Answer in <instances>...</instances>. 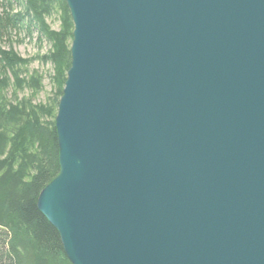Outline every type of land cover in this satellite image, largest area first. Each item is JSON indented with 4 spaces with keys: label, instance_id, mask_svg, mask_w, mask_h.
I'll return each mask as SVG.
<instances>
[{
    "label": "water",
    "instance_id": "obj_1",
    "mask_svg": "<svg viewBox=\"0 0 264 264\" xmlns=\"http://www.w3.org/2000/svg\"><path fill=\"white\" fill-rule=\"evenodd\" d=\"M59 174L71 264H264V0H66Z\"/></svg>",
    "mask_w": 264,
    "mask_h": 264
},
{
    "label": "trees",
    "instance_id": "obj_2",
    "mask_svg": "<svg viewBox=\"0 0 264 264\" xmlns=\"http://www.w3.org/2000/svg\"><path fill=\"white\" fill-rule=\"evenodd\" d=\"M15 1L21 10L13 14L5 9L0 15V38L23 24L46 38L52 49L43 60L53 64L55 93L46 103L23 98L9 108L0 97V264H71L58 230L37 203L41 191L60 172L55 119L71 67L74 24L66 0ZM4 2L11 9L14 0ZM56 9L62 13L59 30L46 21ZM10 51L0 44V62L6 66L26 62ZM33 78L26 84L37 91L41 82ZM1 82L0 92L6 86Z\"/></svg>",
    "mask_w": 264,
    "mask_h": 264
},
{
    "label": "rangeland",
    "instance_id": "obj_3",
    "mask_svg": "<svg viewBox=\"0 0 264 264\" xmlns=\"http://www.w3.org/2000/svg\"><path fill=\"white\" fill-rule=\"evenodd\" d=\"M5 9L14 14L21 10V5L14 0L12 8L8 9L4 0H0V15L4 14ZM46 21L51 29L59 30L62 21L60 9L54 10L51 15L47 16ZM0 42L3 50L7 52L12 50L18 57L26 60V62L13 66H6L5 63L0 62L1 83L2 85L6 84L0 92V97L6 107L15 105L23 98H31L34 103H46L49 98H54V67L51 61L43 60V57L49 55L52 49L48 40L39 37L36 31L29 32L23 24L22 27L12 28L8 33H5ZM15 72L18 73L16 76ZM32 75H34V80L39 81L40 79L41 82V87L38 84L37 91L26 84L30 82Z\"/></svg>",
    "mask_w": 264,
    "mask_h": 264
}]
</instances>
